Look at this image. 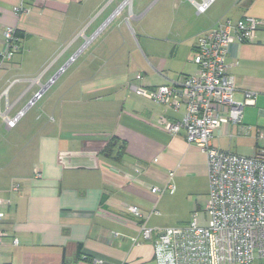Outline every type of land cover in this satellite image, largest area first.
I'll use <instances>...</instances> for the list:
<instances>
[{
  "label": "crops",
  "instance_id": "1",
  "mask_svg": "<svg viewBox=\"0 0 264 264\" xmlns=\"http://www.w3.org/2000/svg\"><path fill=\"white\" fill-rule=\"evenodd\" d=\"M123 2L29 0L28 11L16 15L20 0H0V52L8 26L17 27L22 47L0 68V112L10 116L34 96L37 80L48 82L85 35L102 28L41 115L19 130L44 95L14 128L6 127L0 113V197L11 200L0 218L8 232L2 263L95 264L97 258L99 264H157L153 241L139 238L140 219L127 205L144 212L155 238L157 229L188 223L206 204V153L188 143L184 132L172 135L158 123L163 114L177 120L183 112L137 94L131 85L153 88L195 72L198 37L223 18L264 22V0L223 1L216 8L215 0L200 14L193 0H134L133 24L127 21L129 6L117 11ZM227 61L235 98L243 99L245 90L258 94L256 104L244 108L243 121L253 133L241 135L237 126L224 124L213 142L252 155L264 147L255 136L257 127L264 128V23L254 41L230 45ZM13 79L18 80L6 99L1 93ZM18 85L23 87L11 95ZM14 183L18 191L12 190ZM168 183L175 185L174 193L151 191Z\"/></svg>",
  "mask_w": 264,
  "mask_h": 264
},
{
  "label": "built area",
  "instance_id": "2",
  "mask_svg": "<svg viewBox=\"0 0 264 264\" xmlns=\"http://www.w3.org/2000/svg\"><path fill=\"white\" fill-rule=\"evenodd\" d=\"M28 1L20 0L14 7L16 15L28 11ZM32 1L46 4L48 0ZM126 1L117 11L125 5L130 6ZM193 1L199 14L205 13L215 2ZM263 23L251 16L223 18L198 37L193 57L197 66L195 72L180 76L172 84L153 88L131 85L137 94L158 101L175 112H183L182 118L177 120L163 114L158 123L172 135L184 132L188 143L199 146L208 158V198L203 208L192 212L188 223L159 228L153 238L154 228L147 226L144 212L136 205H127L128 211L140 219L139 238L153 241L157 264H252L256 259L264 258V147L252 155H242L222 149L213 142L215 131L224 124L237 126L241 135L253 133V126L243 121L244 108L255 105L258 94L245 90L243 99L235 98L236 80L227 56L234 41H254ZM3 43L0 68L11 62L22 48L17 27L4 29ZM77 56V53L73 54L48 82L36 79L40 88L16 114L10 116L6 111L0 112L6 127L14 128ZM136 77L141 78V74ZM17 80H11L1 96L8 99L9 89ZM255 136L264 140V128L257 127ZM19 188L18 183L12 186L14 191ZM175 190L173 183L151 187L155 194L174 193ZM10 205L9 198L0 197V218ZM7 235L8 232L0 227V257ZM139 238L134 240L138 242ZM14 242L18 243V239L14 238ZM87 257L83 256L84 259ZM92 261L95 264L102 262L97 258ZM0 264L5 263L0 261Z\"/></svg>",
  "mask_w": 264,
  "mask_h": 264
},
{
  "label": "rangeland",
  "instance_id": "3",
  "mask_svg": "<svg viewBox=\"0 0 264 264\" xmlns=\"http://www.w3.org/2000/svg\"><path fill=\"white\" fill-rule=\"evenodd\" d=\"M223 1L226 3V2H229L230 0H217V2L215 3V8L218 7L220 4H222ZM106 2H107V0H106ZM115 5H116V3H115ZM133 5H134V0H132V4H130V6H129V8L131 7V9L129 10V12L126 13L127 14V19H128L127 21H128L129 24H133L132 14H136V11L135 12L133 11L134 10L133 9ZM214 11H215V9H212V12H214ZM117 22H118V19L115 20V22L113 23V25L117 24ZM101 29L102 28H100L99 30H97L93 34L85 35V42H84V44L76 52L77 55H78L77 58H76L77 61L75 60L74 62H72L66 68V70L62 74H60V76L58 77V79L56 80V82L44 93L43 98L41 100H39L37 102V104L34 107L31 108L30 111L27 112L26 116L23 118V121L19 124V130H22L24 127H26L27 124L30 123L31 119L33 120V118H36L38 115H41L43 113V109L46 106H48L55 99L56 93L58 92L57 90L60 89V87H62L63 82L66 81L65 78L67 76H71L72 72L75 71V70H77V67L80 66L83 57H85L86 54L89 53L90 50L89 51H86L85 52L86 54L83 53V52L86 50V48L89 46V44H91L92 41L97 37V35L99 34V32H100ZM82 34L84 35L83 32H82ZM89 38H91V40ZM97 42H98V40L96 41V43ZM43 81L45 82V79ZM22 87H23L22 85H18L15 88L11 89V95H14L16 93V91H18ZM27 97H29V96H27ZM252 264H264V258L256 259Z\"/></svg>",
  "mask_w": 264,
  "mask_h": 264
},
{
  "label": "trees",
  "instance_id": "4",
  "mask_svg": "<svg viewBox=\"0 0 264 264\" xmlns=\"http://www.w3.org/2000/svg\"><path fill=\"white\" fill-rule=\"evenodd\" d=\"M110 149H111V143L107 144L106 148L104 149V152H109ZM87 258H89V257H87Z\"/></svg>",
  "mask_w": 264,
  "mask_h": 264
},
{
  "label": "bare ground",
  "instance_id": "5",
  "mask_svg": "<svg viewBox=\"0 0 264 264\" xmlns=\"http://www.w3.org/2000/svg\"><path fill=\"white\" fill-rule=\"evenodd\" d=\"M129 2L131 1V0H128ZM129 4V3H128ZM130 5V4H129Z\"/></svg>",
  "mask_w": 264,
  "mask_h": 264
}]
</instances>
